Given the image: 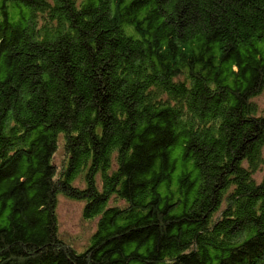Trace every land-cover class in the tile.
<instances>
[{"label": "trees", "instance_id": "16d2710c", "mask_svg": "<svg viewBox=\"0 0 264 264\" xmlns=\"http://www.w3.org/2000/svg\"><path fill=\"white\" fill-rule=\"evenodd\" d=\"M263 89L264 0H0V264H264Z\"/></svg>", "mask_w": 264, "mask_h": 264}, {"label": "rangeland", "instance_id": "374dc122", "mask_svg": "<svg viewBox=\"0 0 264 264\" xmlns=\"http://www.w3.org/2000/svg\"><path fill=\"white\" fill-rule=\"evenodd\" d=\"M260 109L264 108V89L253 98ZM54 162L61 170L67 162V155L63 138L60 137L58 148L54 155ZM264 176V166L256 172L255 178L261 180ZM85 202L71 199L63 194L57 196L56 213L60 237L73 248L82 251L88 246L91 236L97 228V218L84 216Z\"/></svg>", "mask_w": 264, "mask_h": 264}]
</instances>
